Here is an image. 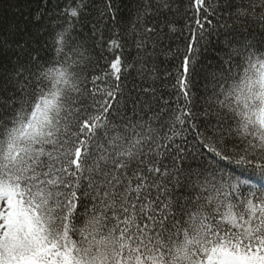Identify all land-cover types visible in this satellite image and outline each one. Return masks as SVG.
Segmentation results:
<instances>
[{"label": "snow or ice", "instance_id": "1", "mask_svg": "<svg viewBox=\"0 0 264 264\" xmlns=\"http://www.w3.org/2000/svg\"><path fill=\"white\" fill-rule=\"evenodd\" d=\"M124 7L0 15V264H264V0Z\"/></svg>", "mask_w": 264, "mask_h": 264}, {"label": "trees", "instance_id": "2", "mask_svg": "<svg viewBox=\"0 0 264 264\" xmlns=\"http://www.w3.org/2000/svg\"><path fill=\"white\" fill-rule=\"evenodd\" d=\"M18 2V0H0V15H6V16H12L13 15V8L14 5ZM124 4L125 5H129V7H124L123 8V12L124 15L127 16L128 13L131 11V0H124ZM34 6V5H33ZM25 10H27V8H25ZM224 21L222 20L221 23H223ZM229 23H231L229 21ZM254 31H258V29H251ZM215 56V53L213 52H209L206 54V62H210L212 61L213 57Z\"/></svg>", "mask_w": 264, "mask_h": 264}]
</instances>
